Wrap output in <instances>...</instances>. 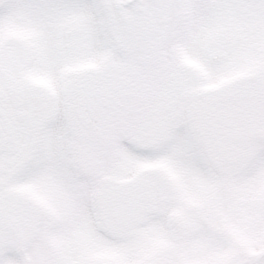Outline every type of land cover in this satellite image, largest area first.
<instances>
[{
    "label": "snow or ice",
    "instance_id": "6c2138e0",
    "mask_svg": "<svg viewBox=\"0 0 264 264\" xmlns=\"http://www.w3.org/2000/svg\"><path fill=\"white\" fill-rule=\"evenodd\" d=\"M0 264H264V0H0Z\"/></svg>",
    "mask_w": 264,
    "mask_h": 264
}]
</instances>
